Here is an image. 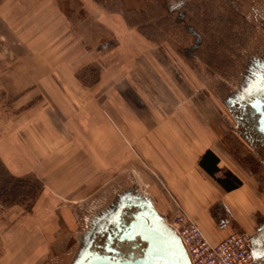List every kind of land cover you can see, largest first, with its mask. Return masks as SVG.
Returning a JSON list of instances; mask_svg holds the SVG:
<instances>
[{"label":"crops","instance_id":"crops-1","mask_svg":"<svg viewBox=\"0 0 264 264\" xmlns=\"http://www.w3.org/2000/svg\"><path fill=\"white\" fill-rule=\"evenodd\" d=\"M78 2L87 8V0ZM57 4L0 0V165L6 176L40 180L44 203L56 201L47 199L51 192L85 195L94 174H117L118 181L126 168L133 185L154 186L156 194L142 196L158 214L180 208L210 245L234 232L251 234L255 263L264 264L260 140L242 131L216 134L222 123L199 117L195 100L183 102L178 72L167 67L166 43L162 57L146 38L136 54L127 52L130 41L118 38L104 53L101 7L94 6V35L88 36ZM90 64L100 66L93 84L87 83ZM152 83L159 100L145 90ZM28 220H15L10 229L0 223V264H39L48 253L53 235L38 224L23 227Z\"/></svg>","mask_w":264,"mask_h":264},{"label":"rangeland","instance_id":"rangeland-1","mask_svg":"<svg viewBox=\"0 0 264 264\" xmlns=\"http://www.w3.org/2000/svg\"><path fill=\"white\" fill-rule=\"evenodd\" d=\"M87 1L86 8L78 0H56L66 21L74 25L78 20L82 29L88 28V36L94 32V6L101 7L103 41L108 43L103 44L104 53L116 48L114 44L118 38L130 41L132 45L127 52L136 54L146 38L145 45L151 46L153 54L159 49L157 51L162 57L166 43L169 48L167 67L178 72V78L173 83L176 93L182 95L183 102L195 100L199 104V117H209L222 123V127L215 126L216 134L224 132L233 135L241 132L236 126L230 102L236 101L254 81L257 69L264 67V0ZM76 27L79 28L77 24ZM186 27L191 28L200 39L199 48L190 54L186 50L192 47L193 39ZM110 40L115 41L113 47ZM129 53H124L125 59L129 58ZM160 65L166 64L163 61ZM99 68L88 65V84L97 80ZM145 90L149 92L148 95L159 100V88L153 83ZM202 104L205 107H200ZM228 144L238 151L236 143L231 141ZM248 148L254 150L250 145ZM255 150L262 157L261 170L264 172V147ZM125 169L120 170L118 181H114L117 174L113 177L109 174H94L93 186L82 191L85 195L73 190L65 196L51 192L46 196L47 199L53 197L58 202L48 199L43 203V199L38 200L43 191L40 180L34 177L11 179L0 165L1 227L14 228L15 220L20 221L23 217L29 219L23 227L32 229L38 224L40 229L53 235L47 245L48 253L40 259L39 264H72L85 243V236L96 228L102 213L115 205L120 196L156 194L154 186L148 183L133 185ZM74 192L77 193L72 194ZM34 203L37 206L32 208ZM3 211L7 215L6 219L2 215ZM178 211L182 213L180 208ZM46 213L48 216H45ZM175 215L162 217L170 220Z\"/></svg>","mask_w":264,"mask_h":264},{"label":"water","instance_id":"water-1","mask_svg":"<svg viewBox=\"0 0 264 264\" xmlns=\"http://www.w3.org/2000/svg\"><path fill=\"white\" fill-rule=\"evenodd\" d=\"M240 101L264 143V73L248 85ZM122 201L98 219L72 264H191L181 240L150 199L137 195Z\"/></svg>","mask_w":264,"mask_h":264},{"label":"built area","instance_id":"built-area-1","mask_svg":"<svg viewBox=\"0 0 264 264\" xmlns=\"http://www.w3.org/2000/svg\"><path fill=\"white\" fill-rule=\"evenodd\" d=\"M165 223L181 240L191 264H256L250 251L254 236L231 233L216 245H210L197 225L184 213Z\"/></svg>","mask_w":264,"mask_h":264},{"label":"flooded vegetation","instance_id":"flooded-vegetation-1","mask_svg":"<svg viewBox=\"0 0 264 264\" xmlns=\"http://www.w3.org/2000/svg\"><path fill=\"white\" fill-rule=\"evenodd\" d=\"M185 29L187 30V32L191 35V37L193 39L192 47L189 50H186L190 54L191 52H194L195 50L197 51V49L200 46V39H199L198 35H196L192 31L191 28L186 27ZM256 73H257L256 76L259 74H263L264 73V67L258 68ZM240 97H241V95L238 96L236 101L230 102V105L233 108V115L236 118V122L241 124L240 125L241 131L244 132V134H247L248 136H254L255 138L259 139L258 134L253 130V127L251 126V120L248 118L247 114L245 115L243 113V110H244L243 105L244 104H243V102L240 101ZM248 110H249V108H248ZM260 144H262V146L264 147L263 142L260 141ZM129 196H130L129 194L120 196L118 202L115 205H113L112 207H110V209L107 210L105 213H102L100 218H103V217L107 216L108 214H110L111 212H113L119 204H121L122 202H126V201H122V200L128 199ZM127 253H129V252H127Z\"/></svg>","mask_w":264,"mask_h":264},{"label":"trees","instance_id":"trees-1","mask_svg":"<svg viewBox=\"0 0 264 264\" xmlns=\"http://www.w3.org/2000/svg\"><path fill=\"white\" fill-rule=\"evenodd\" d=\"M98 76V75H97Z\"/></svg>","mask_w":264,"mask_h":264}]
</instances>
